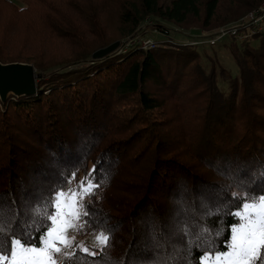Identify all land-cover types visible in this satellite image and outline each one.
<instances>
[{"label":"trees","instance_id":"1","mask_svg":"<svg viewBox=\"0 0 264 264\" xmlns=\"http://www.w3.org/2000/svg\"><path fill=\"white\" fill-rule=\"evenodd\" d=\"M24 1L21 7L0 0V62H31L45 74L38 95H11L0 108V209L18 213L23 231L30 209L61 186L76 187L95 167L100 187L84 201L89 216L78 232L107 227L112 239L103 251L95 246L94 256L77 248L62 264H153L169 256L175 264H197L207 250L196 238L204 226L222 246L237 222L229 213L242 203L232 194L264 193V33L239 74L221 87L217 70H207L193 46L166 39L148 51L91 58L115 40L110 13L118 40L146 22L162 32L193 19L209 27L221 0ZM234 2L236 18L264 0ZM152 86L193 94L196 102L186 106L194 132L164 131L163 100ZM185 224L190 235L181 231ZM219 228L224 234L215 237ZM29 231L38 241L35 225Z\"/></svg>","mask_w":264,"mask_h":264},{"label":"snow or ice","instance_id":"2","mask_svg":"<svg viewBox=\"0 0 264 264\" xmlns=\"http://www.w3.org/2000/svg\"><path fill=\"white\" fill-rule=\"evenodd\" d=\"M95 171L94 167L76 187H59L50 198L30 209L32 219L30 223L23 224V231L16 224L18 213L17 216H12L6 210L0 209V264H58L55 254L72 247L74 242L75 238L68 235L69 231L78 230L87 223L83 218L89 216V212L84 201L94 196L100 187L93 176ZM75 175L73 172L71 178L75 179ZM70 183L71 180L68 184ZM232 195L242 203L237 211L229 213L237 220L228 226L229 239L222 246H218L214 238H208L212 230L207 226L201 227L196 238H203L207 250L197 264H256L258 260L260 264H264V259H261V252L264 250V193L259 196L247 192L241 196L237 193ZM214 214H219L218 210L216 213H208ZM32 225H35V231L40 232L38 241L29 231ZM41 227L44 231H40ZM181 231L185 235L191 234L187 224ZM224 231V228L217 229L215 237L223 236ZM111 239V229L101 227L96 236L101 251L109 246ZM194 242L189 241L190 244ZM81 250L89 255H96L88 248ZM64 255L70 259L74 253L65 252ZM153 264H175V261L169 256L158 258Z\"/></svg>","mask_w":264,"mask_h":264},{"label":"rangeland","instance_id":"3","mask_svg":"<svg viewBox=\"0 0 264 264\" xmlns=\"http://www.w3.org/2000/svg\"><path fill=\"white\" fill-rule=\"evenodd\" d=\"M16 3H18L21 7L26 6L24 0H14ZM259 6V5H258ZM257 6V7H258ZM255 7V8H257ZM236 9V3L234 0H221L217 15L215 19L210 23L209 27L203 26V23L201 20H196L193 19L189 22L188 27L180 26L177 24H167L169 27V32L171 34V37L175 40H184L186 37L189 35L195 36L202 38L201 36L203 33L208 34V33H214L219 30H225L227 28H231L234 25H236L238 22H240L242 19H244L249 13L254 11V8L246 12L245 14L238 16V17H232V13H234ZM112 14L108 15V21H111V29L110 33H113V38L115 40L112 42L114 43L115 41H121V43H124L130 38L133 39H142L145 37V35H140V36H135L131 37L135 34L138 33H144L148 34L149 36L155 38L158 41H164L166 38V34L162 33V31L159 29L154 30L153 28H148L152 22H146L143 24V26L139 27L137 31H135L133 34L128 35L126 37H121L120 39L116 40L118 38V33L116 32V27H114L115 24V18H112ZM117 16V15H116ZM148 20V19H147ZM151 20V19H150ZM157 31V33L155 32ZM259 35V34H258ZM255 35L252 38H249L248 40H239V39H234L233 37L229 36L226 37L224 40H222L220 43L216 45H210L207 43H202L198 47H193V51L198 54V60L201 61L202 65L207 69V70H212L215 69L217 70L219 74V81L221 87L224 85H229V81L237 76L240 72V68L245 65L248 59V55L250 53L254 52L255 49L258 48L259 45V40H257L255 37L258 36ZM163 44V43H159ZM110 45V44H109ZM108 46V45H107ZM106 47V46H104ZM120 47V46H119ZM118 47V48H119ZM103 48V47H101ZM117 48V49H118ZM100 49V48H98ZM97 49V50H98ZM66 48L63 46L60 49V53H63ZM135 50H140L139 48ZM143 50V49H141ZM148 51V50H144ZM95 52V51H94ZM93 52V53H94ZM128 53V50L124 53H117V50L113 52L111 55H108L107 57L110 58H117L123 54ZM93 55V54H92ZM105 57V58H107ZM92 58V56H91ZM103 58V59H105ZM92 60H94L92 58ZM102 60V59H100ZM3 63V62H2ZM13 63V62H11ZM22 63H31V62H22ZM87 63H77V64H69V65H60L57 66L56 68L50 70V71H55V70H60V71H69L72 69H75L80 66H86ZM35 66V65H34ZM48 71V72H50ZM46 72V73H48ZM36 74L40 75V77H37V94L38 95V81L44 76L45 73H41L37 71L36 69ZM152 90L156 91L155 86H152ZM156 93H158L156 91ZM163 100L162 103V109H163V114L159 115V120L162 118L163 122L165 123L164 125V131L167 133V131L170 134H178V132L184 129H191V132H194L196 129L193 128V125L195 123L193 122V116L191 114V110L189 111V107L186 106V103H192L196 102V100L193 98V94L190 92H185V93H180V94H166V91L159 92L158 93ZM34 95V96H36ZM174 95V96H172ZM9 99V98H8ZM185 101V103L183 102ZM8 100L4 103L0 99V108L1 110H5V105H8ZM123 103L120 104V109H124V106H122ZM180 105V106H179ZM196 105V104H194ZM182 107V108H181ZM191 114V115H190ZM185 136V134H183ZM188 141H190L188 137ZM71 187H75V183L73 182ZM68 235L70 237H74V242L72 244V247L70 248H64L61 253L55 254V258L58 262V264H62V260L66 257L64 255L65 252L73 253L77 248H88L90 251L93 252V248L95 246H99L96 242V236L97 234H87V235H81L79 234L77 229L70 230ZM7 264V262H5Z\"/></svg>","mask_w":264,"mask_h":264},{"label":"built area","instance_id":"4","mask_svg":"<svg viewBox=\"0 0 264 264\" xmlns=\"http://www.w3.org/2000/svg\"><path fill=\"white\" fill-rule=\"evenodd\" d=\"M157 33V31H155ZM166 34V41H171L173 43H180L182 45H188L193 47H198L202 43H207L210 45H216L220 43L222 40H224L226 37H233L234 39L239 40H248L249 38L254 37L255 35L264 33V2L261 3L257 8H254V11L252 10L251 13H249L244 19H242L240 22H238L236 25H234L231 28H227L225 30H219L214 33H203L201 36L202 38L199 39V37H195L192 35H189L184 40H174L171 37V34L169 30H166L162 32ZM145 35L142 39H133L130 38V40L121 43L120 47L117 49V53H124L127 50L134 48H139L143 50H150L154 49L155 47L161 45L159 43H163L164 41H158L144 33H138L131 37Z\"/></svg>","mask_w":264,"mask_h":264},{"label":"water","instance_id":"5","mask_svg":"<svg viewBox=\"0 0 264 264\" xmlns=\"http://www.w3.org/2000/svg\"><path fill=\"white\" fill-rule=\"evenodd\" d=\"M121 41L96 50L92 58L100 60L111 55L120 46ZM36 68L33 64L0 62V99L5 103L12 95L15 97L34 96L37 94Z\"/></svg>","mask_w":264,"mask_h":264}]
</instances>
